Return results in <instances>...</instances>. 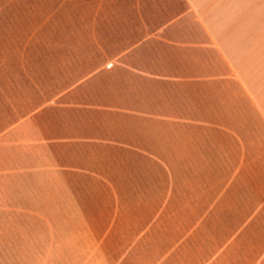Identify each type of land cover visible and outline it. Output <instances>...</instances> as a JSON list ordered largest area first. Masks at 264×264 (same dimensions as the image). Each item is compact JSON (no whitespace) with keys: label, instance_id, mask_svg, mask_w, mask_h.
Wrapping results in <instances>:
<instances>
[{"label":"crops","instance_id":"1","mask_svg":"<svg viewBox=\"0 0 264 264\" xmlns=\"http://www.w3.org/2000/svg\"><path fill=\"white\" fill-rule=\"evenodd\" d=\"M173 2L161 21L119 29L87 70L0 133V147L33 152L41 164L28 171L44 174L52 157L113 153L116 121L139 153H159L147 139L164 121L170 137L180 121L218 128L219 160L182 169L184 192L171 195L181 208L123 211L114 238L75 243V264H264V0Z\"/></svg>","mask_w":264,"mask_h":264},{"label":"rangeland","instance_id":"2","mask_svg":"<svg viewBox=\"0 0 264 264\" xmlns=\"http://www.w3.org/2000/svg\"><path fill=\"white\" fill-rule=\"evenodd\" d=\"M176 8L173 0H0V133L87 70L119 29L145 27ZM175 125L173 137L164 121L161 136L147 139L146 150L159 153H139L138 139L116 121L113 153L99 147L98 153L77 154L72 165L52 157L44 174L28 171L41 164L33 152L26 160L4 141L0 264H75V243L92 233L95 240L114 238L123 211L181 208L171 195L184 192L182 169L188 162L218 161L212 149L220 139L214 123Z\"/></svg>","mask_w":264,"mask_h":264}]
</instances>
